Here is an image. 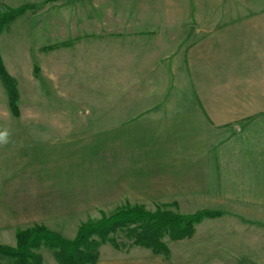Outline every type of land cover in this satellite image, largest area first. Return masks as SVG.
Segmentation results:
<instances>
[{"label": "crops", "instance_id": "obj_1", "mask_svg": "<svg viewBox=\"0 0 264 264\" xmlns=\"http://www.w3.org/2000/svg\"><path fill=\"white\" fill-rule=\"evenodd\" d=\"M158 1L160 10L150 16L156 24L139 36L126 33V47L116 58L123 67L116 73L120 84L112 90L110 105L96 99L88 112L95 113L94 148L86 138L87 148L80 149L97 163L109 162L113 194L140 195L137 204L148 210L219 211V217L203 219L190 238L182 239L190 241L198 262L264 257V0H250L233 16L219 9L231 0ZM203 16L228 20L191 26L193 17L202 22ZM87 123H0V131L9 133V142L0 146V240L15 239L18 220L54 216V184H62L58 193L66 201L73 200L68 195L87 193L69 189L83 184L77 175L56 182L51 164L38 158L44 145L40 150L34 144L44 134L22 130L83 133ZM77 134L67 133L70 138ZM97 178L99 184L102 175ZM144 200L162 202L149 207ZM232 222L244 228L236 239L242 251H232L225 234L199 233L205 223L225 230ZM135 247L101 244L95 264H178L169 243L167 258ZM54 260L43 257L42 264H58Z\"/></svg>", "mask_w": 264, "mask_h": 264}, {"label": "rangeland", "instance_id": "obj_2", "mask_svg": "<svg viewBox=\"0 0 264 264\" xmlns=\"http://www.w3.org/2000/svg\"><path fill=\"white\" fill-rule=\"evenodd\" d=\"M151 1L0 0V11H5L6 7L13 8L25 3L38 7L19 16L0 34V55L7 71L16 80L19 93L17 102L19 117L16 118L10 112L6 91L0 82V123H56V125H62L65 122L87 121L89 124V129H84L83 133L63 129L22 130L24 134L25 132H40L45 135V137L40 135V141L34 144H39L40 150L44 145V154L39 152L38 158L44 159L42 163L51 164L55 171L56 182H64L66 177L73 179V176L77 175L83 184L70 186L69 189L87 193L68 195V197H73V200L66 201L64 195L61 196L58 193L62 184H54L55 190L52 191L55 192L54 197H56L54 216L18 220L16 223L18 225H15L16 229L30 227L37 222H45L51 230L72 238L82 222L98 219L102 213L110 214L126 203L134 205L141 202L138 199L140 195L113 194L115 188L110 183L109 162L97 163L92 155L87 154L80 147L87 148L88 139V141L91 140L92 148H94L95 113L89 114L88 112L93 110L97 98L102 99L103 105H110L112 90H116L117 85L120 84L116 73L123 67L116 65V58L118 52L126 47V33L138 35L143 30L145 31V28L156 24L157 18L150 16L158 12L160 7L159 3L156 4L158 0ZM250 4H252L250 0H231L230 4L221 3L222 7L219 9L220 12H224V15L231 11L233 16V14L244 11V7ZM194 14L193 12L190 15ZM203 18L204 21L200 22V19L193 17L190 20L191 26L199 25L200 28L208 24L207 27H210L215 23L228 20V18H221V20L215 18L213 21L206 16L201 19ZM209 20L210 22L207 23ZM172 21H178V19ZM62 41H71V46L59 47L49 52L42 51L43 47ZM35 65L39 68L37 74L34 72ZM73 132L78 134L70 138L67 133ZM80 133L85 134L86 137H81ZM105 133L109 134L110 131H105ZM46 135L51 138H46ZM47 159H49L48 162ZM43 166L50 168L45 164ZM98 175H102L99 184ZM66 186L63 185L64 191H66ZM99 190L103 193L95 194ZM123 196L124 198L127 196L136 198L129 201ZM144 201V204L149 207L158 206L162 202L161 200ZM179 211L189 213L194 210L180 209ZM235 223L232 222L229 227L226 226L225 230H223L224 227L217 229L212 223H205L199 233L225 234L223 235L224 243L228 244L232 251H242V243L236 239L242 231L244 232V228ZM113 236L118 239L123 238L118 234ZM165 240L177 254L178 264H222L223 262L222 258L199 259L198 262L190 250V241L180 240L172 243L168 239ZM14 242V237L11 239L8 235L0 240V244L10 246H14ZM257 243L258 241L253 244L257 245ZM261 245L264 250V241H261ZM135 246L129 244L127 248ZM175 247L181 250L178 251ZM135 248L142 249V247ZM251 250H257V248L253 247ZM38 252L46 259L49 257L54 260L52 251L48 248L41 247ZM230 262L232 264H249V262L250 264H264V257H232ZM7 263L10 264L11 259L0 255V264Z\"/></svg>", "mask_w": 264, "mask_h": 264}, {"label": "trees", "instance_id": "obj_3", "mask_svg": "<svg viewBox=\"0 0 264 264\" xmlns=\"http://www.w3.org/2000/svg\"><path fill=\"white\" fill-rule=\"evenodd\" d=\"M48 1L50 0H44ZM37 8V5L25 3L0 11V34L19 16ZM66 46H71V41L45 46L42 51L49 52ZM38 71L39 68L35 65V74ZM0 82L6 91L10 112L14 117H19L16 80L7 71L1 55ZM220 215L219 211L199 210L182 214L166 207L148 210L140 204H125L110 214L102 213L98 219L82 222L72 238H67L44 224L17 229L15 245L0 244V255L10 258L12 264H42V256L38 250L46 247L52 251L58 264H95L100 245L110 243L117 249H125L133 244L167 258L170 250L165 239L178 241L190 238L196 224L205 218ZM115 234L125 240L114 237Z\"/></svg>", "mask_w": 264, "mask_h": 264}, {"label": "clouds", "instance_id": "obj_4", "mask_svg": "<svg viewBox=\"0 0 264 264\" xmlns=\"http://www.w3.org/2000/svg\"><path fill=\"white\" fill-rule=\"evenodd\" d=\"M9 133L7 130L0 131V146L6 145L9 142Z\"/></svg>", "mask_w": 264, "mask_h": 264}]
</instances>
